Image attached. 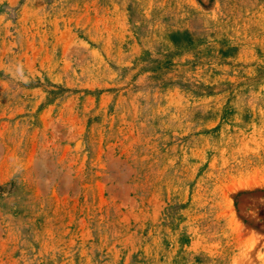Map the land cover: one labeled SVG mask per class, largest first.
I'll use <instances>...</instances> for the list:
<instances>
[{"label":"rangeland","instance_id":"rangeland-1","mask_svg":"<svg viewBox=\"0 0 264 264\" xmlns=\"http://www.w3.org/2000/svg\"><path fill=\"white\" fill-rule=\"evenodd\" d=\"M0 264H264V0H0Z\"/></svg>","mask_w":264,"mask_h":264}]
</instances>
